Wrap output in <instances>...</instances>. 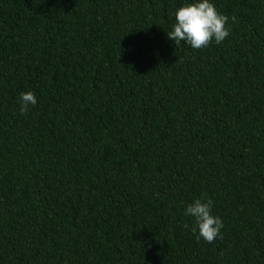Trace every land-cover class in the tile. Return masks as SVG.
<instances>
[{
    "label": "trees",
    "instance_id": "trees-1",
    "mask_svg": "<svg viewBox=\"0 0 264 264\" xmlns=\"http://www.w3.org/2000/svg\"><path fill=\"white\" fill-rule=\"evenodd\" d=\"M186 2L0 0V264H264V0L196 50Z\"/></svg>",
    "mask_w": 264,
    "mask_h": 264
},
{
    "label": "clouds",
    "instance_id": "clouds-1",
    "mask_svg": "<svg viewBox=\"0 0 264 264\" xmlns=\"http://www.w3.org/2000/svg\"><path fill=\"white\" fill-rule=\"evenodd\" d=\"M236 17H231L233 22ZM174 24L167 36L175 45L184 42L192 49H201L211 43L220 44L230 35L229 17L222 14L213 0H187L174 12ZM37 103L32 91L22 92L18 97L19 111L26 113ZM211 199L196 198L187 204L184 214L194 220L193 232L211 243L220 238L224 227L222 219L212 212Z\"/></svg>",
    "mask_w": 264,
    "mask_h": 264
}]
</instances>
